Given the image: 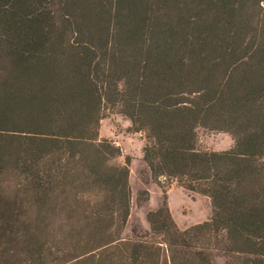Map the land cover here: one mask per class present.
Listing matches in <instances>:
<instances>
[{
  "label": "trees",
  "instance_id": "1",
  "mask_svg": "<svg viewBox=\"0 0 264 264\" xmlns=\"http://www.w3.org/2000/svg\"><path fill=\"white\" fill-rule=\"evenodd\" d=\"M110 114L160 190L130 238ZM172 182L205 221L176 225ZM0 264H264V0H0Z\"/></svg>",
  "mask_w": 264,
  "mask_h": 264
},
{
  "label": "rangeland",
  "instance_id": "2",
  "mask_svg": "<svg viewBox=\"0 0 264 264\" xmlns=\"http://www.w3.org/2000/svg\"><path fill=\"white\" fill-rule=\"evenodd\" d=\"M129 122L118 114H110L100 120L98 138H107L119 147V163L128 157V183L130 188L129 214L122 228L121 237L148 233L145 213L160 202V190L150 179L148 168L141 158L143 139L138 133H128ZM198 147L208 150H226L232 145L230 137L222 132L198 130ZM167 203L176 225L183 229L205 221L210 214L206 197L189 192L172 182L167 190Z\"/></svg>",
  "mask_w": 264,
  "mask_h": 264
},
{
  "label": "water",
  "instance_id": "3",
  "mask_svg": "<svg viewBox=\"0 0 264 264\" xmlns=\"http://www.w3.org/2000/svg\"><path fill=\"white\" fill-rule=\"evenodd\" d=\"M141 134V133H140Z\"/></svg>",
  "mask_w": 264,
  "mask_h": 264
}]
</instances>
